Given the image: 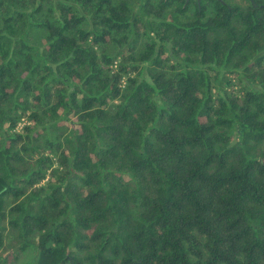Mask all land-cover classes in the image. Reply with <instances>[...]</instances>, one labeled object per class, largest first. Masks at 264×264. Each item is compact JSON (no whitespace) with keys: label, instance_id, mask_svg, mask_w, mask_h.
Returning a JSON list of instances; mask_svg holds the SVG:
<instances>
[{"label":"trees","instance_id":"1","mask_svg":"<svg viewBox=\"0 0 264 264\" xmlns=\"http://www.w3.org/2000/svg\"><path fill=\"white\" fill-rule=\"evenodd\" d=\"M253 1L0 0V264H264Z\"/></svg>","mask_w":264,"mask_h":264},{"label":"rangeland","instance_id":"2","mask_svg":"<svg viewBox=\"0 0 264 264\" xmlns=\"http://www.w3.org/2000/svg\"><path fill=\"white\" fill-rule=\"evenodd\" d=\"M227 1L233 4H242V5H248L250 2V0H227ZM31 257L32 254H30V252L28 251L25 254H23L22 261L31 260L32 259Z\"/></svg>","mask_w":264,"mask_h":264},{"label":"water","instance_id":"3","mask_svg":"<svg viewBox=\"0 0 264 264\" xmlns=\"http://www.w3.org/2000/svg\"><path fill=\"white\" fill-rule=\"evenodd\" d=\"M186 1V3H188L190 0H185ZM200 1L201 0H198V2L200 3ZM252 4L255 6V3H254V1L252 0Z\"/></svg>","mask_w":264,"mask_h":264},{"label":"flooded vegetation","instance_id":"4","mask_svg":"<svg viewBox=\"0 0 264 264\" xmlns=\"http://www.w3.org/2000/svg\"><path fill=\"white\" fill-rule=\"evenodd\" d=\"M198 1V0H197ZM201 2V1H200ZM250 2H252V0H250ZM199 3V2H198Z\"/></svg>","mask_w":264,"mask_h":264}]
</instances>
